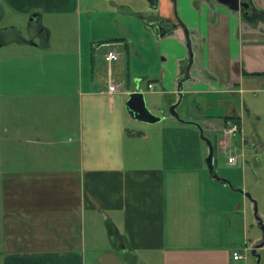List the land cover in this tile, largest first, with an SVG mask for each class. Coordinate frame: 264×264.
<instances>
[{
  "label": "crops",
  "instance_id": "0c3cea01",
  "mask_svg": "<svg viewBox=\"0 0 264 264\" xmlns=\"http://www.w3.org/2000/svg\"><path fill=\"white\" fill-rule=\"evenodd\" d=\"M109 1L113 19L116 14L140 13L142 19L145 15L174 20L176 14L188 28L189 42L180 27L156 37L166 63L158 82L165 84L169 73L172 86L163 93L175 94L171 101L179 99L177 107L183 104V115L167 120L162 119L165 114L156 113L161 115L156 122L132 117L123 95L136 85L151 112L161 109L145 97L139 78L129 83L128 75L127 86L114 83L113 91L83 81L80 61L82 51L86 52L79 39L73 44L67 37H57L52 45L51 26L48 20L43 22L46 15H77L78 0H0L1 15L24 17L28 23L24 31L29 34L13 25L0 27L1 98L67 99L71 92L78 97L75 115L66 123L41 125L39 119L30 118V112L23 125L17 123L28 133L43 132L36 137L16 136L17 141L40 144L51 139L61 147L58 156L69 155L73 161L60 178L65 190L55 197L48 191L34 199L14 194L5 200L14 210L21 209L31 225L22 221L19 228L20 223H15L16 239L9 231L4 233L8 252L2 264H237L234 261L240 257L234 259V250L222 246L216 228L210 227L218 236L215 241L208 240L204 230L213 220L219 231L223 210L238 212L241 207L244 214L247 197L209 174L207 144L200 129L214 137L222 151L231 145L233 134L224 133L223 127L232 122L224 119L233 115L238 117L241 144H248L240 103L245 101L244 93L254 95L264 85V75L256 74L264 72V0H250L248 14L204 0H158L155 9L146 0ZM31 13L38 15V27L30 22ZM117 27L126 33L125 27ZM9 33L17 41H8ZM116 37L106 43L108 50L122 46L128 54L131 43L124 36ZM146 87L154 90L155 82L146 78ZM33 104H27L28 109ZM250 146L264 149L255 133ZM236 163L237 158L230 164ZM14 172L23 174H12L7 188H32L27 183L30 178L25 180L31 170L14 168ZM230 182L243 188V182ZM9 241L14 244L9 246ZM16 242L22 249L10 250Z\"/></svg>",
  "mask_w": 264,
  "mask_h": 264
},
{
  "label": "rangeland",
  "instance_id": "374dc122",
  "mask_svg": "<svg viewBox=\"0 0 264 264\" xmlns=\"http://www.w3.org/2000/svg\"><path fill=\"white\" fill-rule=\"evenodd\" d=\"M131 1L136 2L137 0ZM109 2V0H78L79 11L77 15L75 13L46 15L43 22L48 20L51 26L50 39L52 45L57 37H67L73 41V44L78 38L81 42V47L86 52L82 51V60L80 61V74L84 82L87 80L92 85L104 87L108 86V80L110 79L116 85L122 83L126 87L128 75L129 83H133L135 78H139V85L143 88L148 101L154 102L161 107L160 110L157 109L152 112H155L154 114H165L162 119H174L170 107L176 102L171 101L175 98V94L163 93V90L172 86L171 81L173 80L167 72L164 79L165 84L160 85L158 82L162 81V72L163 69L165 71L164 65H166L162 58L163 54L159 39L145 25L144 19L139 17L140 13L127 14L125 16L114 14L115 19H113V15L110 13L112 7ZM27 24V20L25 21V18L18 14L5 12V15L2 16L0 13V27L2 28L6 27L9 29V26L13 25L25 32V36H29L24 31ZM117 24L125 27L126 33H124L123 28L119 30ZM14 36V34L9 33L7 40L17 41ZM109 36H117L116 38L124 36L125 41L130 42L132 45L128 54L122 46H113V50L118 52V58L111 64L104 60V52L109 49L106 43L114 41ZM146 78L155 82L154 90L147 89ZM73 84L74 82L70 85ZM118 90H122V88ZM254 92V95L252 91L244 93L245 101L240 103L243 114L242 132L246 140H248V144H241L238 131L231 134V145L224 147L222 151L217 149L218 146H216L214 137L208 138L213 145V160L216 172L221 177L227 178L232 182H243L242 189L247 191L250 197L256 201L258 213L264 221V149L256 150L250 146V138L254 133L257 134L264 144V85H260ZM123 97L126 100L128 94L126 93ZM77 98L75 92H71L67 99L45 97L40 99L37 97L30 100L24 96L1 98L0 95V251H2L0 253V264H2L3 258L8 252L5 248L7 239L4 233L9 231L7 233L13 235L14 239H16L18 237V229L15 223H20L19 228L22 227V221L26 226L31 225L29 219L25 220L26 218L23 216L21 209L14 210L11 206L5 204V200L12 198L14 194L19 197L25 195V198L34 199L40 197L42 192L47 193L50 191L55 194L60 189L61 191L65 190L64 187L66 186L60 178L63 179V176L65 177V170L69 168L71 161H73L69 155L59 157L58 153L61 147L57 142L51 141V139H44L49 141H42L40 144H30L24 140L17 141L16 136L21 138L36 137L41 136L43 133L42 131L28 133L21 128L22 126L19 127L17 123L23 125L28 115L32 119H39L41 125H48L49 122L57 125L58 122L66 123L67 120L72 119L75 115ZM31 102H34V104L28 109L27 104ZM35 104L38 106H35ZM182 105L175 106L177 116L178 114L180 116L183 115ZM35 107L38 108L35 109ZM27 112L30 113L27 115ZM45 137L54 138L55 136L44 135L43 138ZM25 152L31 155L28 157L22 156V153ZM229 155L237 158L236 165H231L227 162ZM242 161L243 164H241ZM14 168H17V170L26 168L32 171L27 173L28 175L25 179L28 180L30 178L29 181L32 180V182H27L31 183L32 188H7V181L12 174H19L20 177L23 174L21 172L12 173ZM34 182L37 183V188L34 186ZM39 182L40 185H38ZM220 195L221 193L216 196L220 197ZM55 196L56 194L53 197ZM216 203L218 204V200ZM209 208H211V205L208 204ZM221 218L219 231H217L215 221L210 220L207 222V227L204 231L207 232L208 240L215 241L218 238V236L212 235L210 232V227L211 229L216 228L215 234L218 233L220 235L222 246L227 248L229 252L234 250L241 255L238 261H234L235 263L258 264L256 257L251 253V245L256 240L255 238L261 237L262 231L254 218L251 200L246 198L244 214L240 207L238 212L223 210ZM38 227H41L40 222H38ZM12 244L14 243L9 241V246ZM22 247V244L16 242L10 250L22 249ZM258 251L260 253V262L264 264V247Z\"/></svg>",
  "mask_w": 264,
  "mask_h": 264
},
{
  "label": "water",
  "instance_id": "95a60500",
  "mask_svg": "<svg viewBox=\"0 0 264 264\" xmlns=\"http://www.w3.org/2000/svg\"><path fill=\"white\" fill-rule=\"evenodd\" d=\"M171 1L175 2V0H171ZM204 1H206L207 3L216 2L234 11H239V10H242V8L244 7L250 6V2H247L245 0H204ZM146 2L148 3L149 8L151 9H155L158 4V0H146ZM143 19H144L145 25L153 32L155 37L168 34L169 32L180 27L186 37L187 42H189V30L184 25V23L178 20V18L176 17V14H175L174 20H168L165 17H159L156 19L155 18L148 19V17H146L145 15L143 16ZM29 20L30 22H32L33 25H36L37 27L40 24L38 15L36 13H31ZM178 82L180 83V77L178 78ZM181 94L182 93L179 92V96H181ZM178 102H179V99L176 102H174V104H172L170 107L171 114L175 116L176 118H178V116L175 111V106L178 104ZM125 107L128 113L135 119L145 121V122H156L161 119L159 115H156L150 111L149 107L145 103L143 92L137 85L128 92V97L125 102ZM200 136L204 139V141L207 144V154L205 157V162H206V166H207L209 174L214 179L220 180L223 183H226L228 186L232 187L230 180H228L227 178L221 177L214 169L213 145H212L211 140L203 134L202 129H200ZM233 188L243 193L252 202L254 218L256 220V223L259 225L262 231V234L260 238H258L252 243L251 253L256 257L257 263L261 264L260 253L258 249L264 246L263 218L258 213L257 203L253 198L250 197V194L247 191H244L241 187L234 186Z\"/></svg>",
  "mask_w": 264,
  "mask_h": 264
},
{
  "label": "built area",
  "instance_id": "2783aa9c",
  "mask_svg": "<svg viewBox=\"0 0 264 264\" xmlns=\"http://www.w3.org/2000/svg\"><path fill=\"white\" fill-rule=\"evenodd\" d=\"M117 58H118V54H117L116 52L112 51V50H108V51L106 52V54L104 55V59H105L106 61H111V60H114V59H117ZM148 87H149V88H152V84L149 83V84H148ZM115 88H116V85H115L114 83H109V85H108V89H109L110 91H113ZM223 130H224V133H225V134L229 135V134H231V133H233V132L238 131V130H239V126H238V124L235 123V122H229L227 125H225V126L223 127ZM234 160H235V157H233V156H228V157H227V161H228L229 163L233 162ZM232 257H233L234 259H236V258L241 257V255H240L237 251H233V252H232Z\"/></svg>",
  "mask_w": 264,
  "mask_h": 264
},
{
  "label": "trees",
  "instance_id": "16d2710c",
  "mask_svg": "<svg viewBox=\"0 0 264 264\" xmlns=\"http://www.w3.org/2000/svg\"><path fill=\"white\" fill-rule=\"evenodd\" d=\"M264 14V13H263ZM127 46V45H126ZM128 48V46L126 47V49ZM256 74H260V75H264V72H261V73H256ZM225 122L227 121H232V122H235L238 124V117H235V116H226L225 119H224ZM234 187V185H232V188Z\"/></svg>",
  "mask_w": 264,
  "mask_h": 264
},
{
  "label": "flooded vegetation",
  "instance_id": "af4514ba",
  "mask_svg": "<svg viewBox=\"0 0 264 264\" xmlns=\"http://www.w3.org/2000/svg\"><path fill=\"white\" fill-rule=\"evenodd\" d=\"M245 1L250 2V0H245ZM242 11H243L244 13L248 14V13L250 12V6H247V7L242 8ZM228 123H229V122H228ZM228 123H226V125H227ZM229 135H230V134H229Z\"/></svg>",
  "mask_w": 264,
  "mask_h": 264
}]
</instances>
